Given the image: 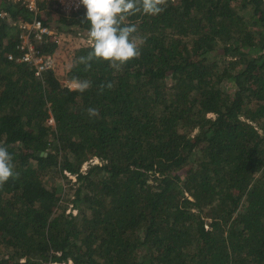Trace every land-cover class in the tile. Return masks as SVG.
I'll list each match as a JSON object with an SVG mask.
<instances>
[{"label":"trees","instance_id":"obj_1","mask_svg":"<svg viewBox=\"0 0 264 264\" xmlns=\"http://www.w3.org/2000/svg\"><path fill=\"white\" fill-rule=\"evenodd\" d=\"M39 8L89 38L86 9ZM32 18L0 0V264H264V0H168L128 18L138 59L85 71L90 42L43 79L8 58Z\"/></svg>","mask_w":264,"mask_h":264},{"label":"clouds","instance_id":"obj_2","mask_svg":"<svg viewBox=\"0 0 264 264\" xmlns=\"http://www.w3.org/2000/svg\"><path fill=\"white\" fill-rule=\"evenodd\" d=\"M86 9L85 20L90 22L88 37L91 48L87 57H80L79 63L85 65V71L91 69L93 60L107 62L114 69H120L129 61L138 59L141 55V41L134 35L137 27L128 23V18L143 12L146 15H158L168 5V0H80ZM91 81H74L69 86L70 91L80 93L89 90ZM114 85L109 82L100 85V92ZM90 118L99 117V110L89 107ZM15 171L13 156L7 148L0 145V187L10 179H19Z\"/></svg>","mask_w":264,"mask_h":264},{"label":"built area","instance_id":"obj_3","mask_svg":"<svg viewBox=\"0 0 264 264\" xmlns=\"http://www.w3.org/2000/svg\"><path fill=\"white\" fill-rule=\"evenodd\" d=\"M24 4V6L33 13L32 20L24 21L20 24V43L21 52L18 55L8 54L9 59L16 62H28L35 68L37 77L43 79L45 71L53 69L55 66V57L53 52L42 51L41 45L46 40L58 41L56 33L44 22L43 17L39 15L40 0H13ZM59 3L62 8L67 11L85 9L80 0H52ZM51 123H55L54 118L49 119Z\"/></svg>","mask_w":264,"mask_h":264},{"label":"rangeland","instance_id":"obj_4","mask_svg":"<svg viewBox=\"0 0 264 264\" xmlns=\"http://www.w3.org/2000/svg\"><path fill=\"white\" fill-rule=\"evenodd\" d=\"M53 29V28H52ZM56 33L58 39L57 45L53 51L55 57V66L52 69L54 73L61 77L69 68L72 60V56L76 48L80 47L83 44L90 43V39L77 31L72 30H56L53 29ZM63 81L72 85L74 81L62 78ZM210 115H213L210 113ZM98 160L97 158H94ZM95 160V161H96ZM88 162H85L84 168L88 166ZM55 181L51 182L50 185L54 184Z\"/></svg>","mask_w":264,"mask_h":264}]
</instances>
